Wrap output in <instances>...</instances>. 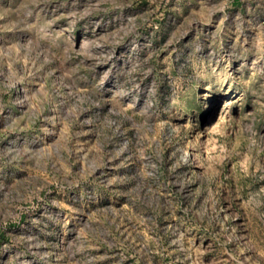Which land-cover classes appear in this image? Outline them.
Segmentation results:
<instances>
[{"label":"rangeland","instance_id":"374dc122","mask_svg":"<svg viewBox=\"0 0 264 264\" xmlns=\"http://www.w3.org/2000/svg\"><path fill=\"white\" fill-rule=\"evenodd\" d=\"M0 264H264V0H0Z\"/></svg>","mask_w":264,"mask_h":264}]
</instances>
